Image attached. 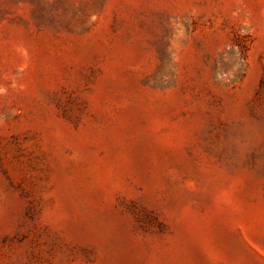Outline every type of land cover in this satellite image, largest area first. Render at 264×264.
Masks as SVG:
<instances>
[{
  "label": "rangeland",
  "instance_id": "374dc122",
  "mask_svg": "<svg viewBox=\"0 0 264 264\" xmlns=\"http://www.w3.org/2000/svg\"><path fill=\"white\" fill-rule=\"evenodd\" d=\"M0 264H264V0H0Z\"/></svg>",
  "mask_w": 264,
  "mask_h": 264
}]
</instances>
